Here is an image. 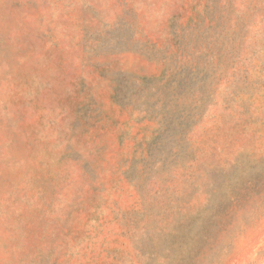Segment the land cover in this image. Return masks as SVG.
<instances>
[{
    "label": "rangeland",
    "instance_id": "rangeland-1",
    "mask_svg": "<svg viewBox=\"0 0 264 264\" xmlns=\"http://www.w3.org/2000/svg\"><path fill=\"white\" fill-rule=\"evenodd\" d=\"M0 264H264V0H0Z\"/></svg>",
    "mask_w": 264,
    "mask_h": 264
}]
</instances>
